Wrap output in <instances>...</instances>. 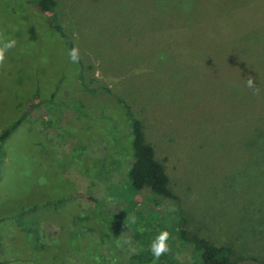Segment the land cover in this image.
Here are the masks:
<instances>
[{"label": "rangeland", "instance_id": "obj_1", "mask_svg": "<svg viewBox=\"0 0 264 264\" xmlns=\"http://www.w3.org/2000/svg\"><path fill=\"white\" fill-rule=\"evenodd\" d=\"M34 2L0 0V47L16 41L0 65V132L20 100L47 107L0 149V264H113L146 245L138 221L157 203L164 218L165 203L147 190L108 196L95 177L101 132L87 127L112 125L131 160L117 99L164 162L185 226L234 260L263 261L264 0H54V21ZM101 196L121 204L102 219L87 208Z\"/></svg>", "mask_w": 264, "mask_h": 264}, {"label": "trees", "instance_id": "obj_2", "mask_svg": "<svg viewBox=\"0 0 264 264\" xmlns=\"http://www.w3.org/2000/svg\"><path fill=\"white\" fill-rule=\"evenodd\" d=\"M189 1V0H185ZM182 7L184 1H182ZM34 7L38 13L41 15H47L50 20L54 21L53 9L55 7L54 0H35ZM58 25H56L57 27ZM55 27V26H54ZM59 27V26H58ZM57 27V29H59ZM72 47H70V50ZM81 68V61L79 62ZM78 63V64H79ZM109 92V91H108ZM119 103H123L126 109V119L128 120V131L130 134L131 142V160L128 151L123 150L122 142L117 138L115 133L109 134L112 130V125L110 129L106 128L103 124L96 128L87 127L86 131L88 133L101 132L100 144L97 146L96 155L100 159V165L96 171L95 177L99 179V183L103 188L112 189L110 195L115 196L119 189H129L134 193H139L142 191H149L153 196L165 203L164 218L160 216L159 208L161 204L157 203L154 205L152 210H155L156 215L149 214V219H144L138 221V224H142L149 229L147 237L148 239L146 245L140 244L141 247L134 249L129 257L114 261L113 264H255L257 260L254 258H242L239 260H234V251L230 247L220 246L216 247L209 244L206 240L201 239L196 234L192 233L186 226L183 216V211L180 206L179 198L170 189V179L166 172V167L164 162L158 159L156 155L155 148L152 144L148 143L145 138L143 131V123L141 120L135 118L131 109L125 104L121 99H117ZM46 101L38 100L34 102L30 98L26 100H20L17 104V110L22 112L16 119H14L5 129L0 132V149L2 144L15 133L19 128L24 127V122L27 120H32L36 115V109H40L46 112ZM32 111L34 113H32ZM104 118V117H102ZM111 121V119H108ZM31 121H29L30 123ZM102 127V128H101ZM109 129V130H108ZM81 132L85 133L82 129ZM76 135L75 138L71 137L72 143L81 144L82 136ZM86 134V133H85ZM263 141V140H262ZM125 152V153H124ZM124 156V157H123ZM127 158L126 163L124 159ZM105 172L106 174L102 175ZM123 174L124 178L120 175ZM95 181L90 183V186H94ZM104 197V198H103ZM99 197L101 199L102 205L91 201V197L88 200L89 207L95 208L94 210L99 211V215L102 216L107 209L109 212H116L121 204L109 203L105 196ZM107 197V196H106ZM100 207L98 208V205ZM132 205V202H130ZM160 206V207H159ZM29 214L34 211L35 205L31 208ZM101 209V210H99ZM133 211L137 210L138 207L135 206L131 208ZM151 210V211H152ZM96 211L94 213H96ZM159 211V212H158ZM102 214H101V213ZM154 212V211H153ZM93 213V214H94ZM103 216L101 217V219ZM131 224V221H128ZM164 222V223H163ZM37 223L36 226H39ZM151 228H149L148 226ZM30 227H35L34 222L30 223ZM31 232L28 227L26 231ZM145 230V231H146ZM167 230L169 233V239L167 244L170 251L165 253L160 257L159 261H155L151 252L149 251L151 243L156 239L158 234L162 231ZM144 231V232H145ZM92 242L94 240L92 239ZM88 254V253H87ZM84 254V255H87ZM104 260H99L94 255L90 258H79L72 260L69 264H104ZM264 264V260L257 263Z\"/></svg>", "mask_w": 264, "mask_h": 264}, {"label": "clouds", "instance_id": "obj_3", "mask_svg": "<svg viewBox=\"0 0 264 264\" xmlns=\"http://www.w3.org/2000/svg\"><path fill=\"white\" fill-rule=\"evenodd\" d=\"M16 45L15 40H6L3 43V46L0 47V65H3L5 60V52L8 49L14 48ZM69 59L72 63L78 64L80 62L81 56H80V50L79 47H73L68 52ZM255 78L252 76H249L246 79V87L251 89L254 94L259 93V87L256 86L254 82ZM169 239V233L167 230L162 231L158 234L156 239L151 243L149 251L151 252L153 259L155 261H159L160 257L163 256L165 253L170 251V248L167 244V240ZM117 246H120V241L117 240Z\"/></svg>", "mask_w": 264, "mask_h": 264}]
</instances>
